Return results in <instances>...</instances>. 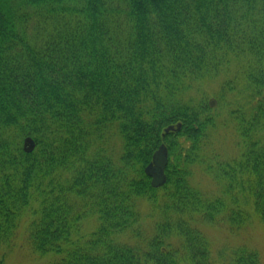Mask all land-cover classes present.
<instances>
[{
  "label": "trees",
  "instance_id": "1",
  "mask_svg": "<svg viewBox=\"0 0 264 264\" xmlns=\"http://www.w3.org/2000/svg\"><path fill=\"white\" fill-rule=\"evenodd\" d=\"M219 125L233 159L208 152ZM198 164L221 194L192 182ZM143 200L159 212L147 236ZM227 211L264 227V0H0V250L24 228L48 264H263L212 250L199 223Z\"/></svg>",
  "mask_w": 264,
  "mask_h": 264
},
{
  "label": "rangeland",
  "instance_id": "2",
  "mask_svg": "<svg viewBox=\"0 0 264 264\" xmlns=\"http://www.w3.org/2000/svg\"><path fill=\"white\" fill-rule=\"evenodd\" d=\"M224 78L223 75L207 83L206 87L211 97L215 96ZM240 103L246 105L247 100L241 96ZM239 140L235 130L231 127L219 125V128L214 131L212 137L211 151L208 152L209 154H213V151H215L221 159H233L239 154ZM192 182L210 196H217L222 193V186L214 180L213 176L209 175L204 170L203 165L198 164L193 167ZM140 208L142 213L140 228H142V234L147 236V232L151 231L153 228L156 216H158L159 212L152 208L147 200L140 202ZM228 216H230L229 211L219 215L214 223H199L211 240L212 250L215 251V254L228 248L248 246L260 253L264 264L263 225L252 216L242 227L238 229L232 227V230ZM94 227L95 220L90 219L83 223V230H85V233H90ZM25 237L26 233L24 228H22V231H20L13 244L10 247L0 250V261L3 258L4 264H48L54 260V256L52 255L41 256L33 253ZM133 239L136 241L135 238Z\"/></svg>",
  "mask_w": 264,
  "mask_h": 264
},
{
  "label": "water",
  "instance_id": "3",
  "mask_svg": "<svg viewBox=\"0 0 264 264\" xmlns=\"http://www.w3.org/2000/svg\"><path fill=\"white\" fill-rule=\"evenodd\" d=\"M181 123L175 125H169L165 129V133L170 131L180 130ZM36 147V143L33 138L27 137L24 141V149L26 152H31ZM169 162L168 147L165 143H162L155 151L152 161L146 166L145 173L151 178V185L155 188L163 186L167 181L166 168Z\"/></svg>",
  "mask_w": 264,
  "mask_h": 264
}]
</instances>
